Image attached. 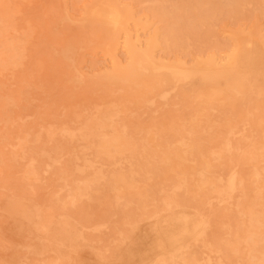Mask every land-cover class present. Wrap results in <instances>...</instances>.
I'll return each instance as SVG.
<instances>
[{
	"label": "rangeland",
	"instance_id": "obj_1",
	"mask_svg": "<svg viewBox=\"0 0 264 264\" xmlns=\"http://www.w3.org/2000/svg\"><path fill=\"white\" fill-rule=\"evenodd\" d=\"M45 1L31 0V7L22 19L25 18L27 22L32 21L34 15L32 11H37ZM55 1L57 4L60 3V0ZM115 1L123 11H126L128 18L126 26L129 28L132 41L142 45L153 34L157 38V41L151 45L152 61L148 65L149 73L146 77L150 79L161 74L171 76L170 72H173L177 76H171L169 84L176 86L183 83L184 74H191L193 78L187 79L193 89L213 87L220 92L219 109L212 112L205 103L193 108L186 98H181L172 91L171 98L181 106V113L163 106L156 97L155 114L150 113L145 120H141L140 116L131 115V110L138 105L139 92L135 88H120L119 72L116 69L127 65L130 60L127 50L128 38L122 31L119 32L116 42L107 49V33H96L95 27L84 20V23L72 22L70 27L74 28L82 44H86L82 47L77 60V67L84 74L86 85L77 88L74 80L70 78L74 73L69 67L61 58L50 55L49 49L42 48L46 55L41 54L40 65H37L31 57L24 59L31 80L29 110L40 115L43 112L47 114L50 107L57 113V117L67 124H69L67 120H70L73 113L80 108L104 111L108 114L111 111L117 113L118 116L114 118L126 122L130 130L138 129L143 134L149 135L151 139L146 141L151 145H156L161 140L166 146H173L175 154L172 166L184 172L188 181V188H181L178 191L183 197L196 190L192 187L197 178L207 179L199 171L197 164L209 155L208 149L218 148L226 137L238 141L241 134L238 129L242 130L245 127L243 133L247 136L239 145L242 152L234 150L231 160L215 159V164L223 169L224 174H237L238 185L232 190L230 197L225 192L222 196L211 192L206 204L197 198L194 203H186L184 206L173 205L169 210L158 209L152 216H140L126 226L122 221L131 207L127 201L133 198L138 190L150 192L164 190L165 194L173 193V188H162L165 181L168 179L170 182L173 177L169 167L161 168L157 177L149 179L147 183L138 182L137 155L133 154L126 169L127 172L135 173L136 184L132 188H111L106 185L105 179L101 177L95 179L89 172L83 175L76 174L69 161L65 163L61 160L55 164H50L46 160L41 164L31 161L30 158H34V154L23 156L21 148H17L14 140L11 139L2 151V161L6 163L2 165L0 162V167L7 182L16 187L12 189L20 196L26 197L23 201L24 207L31 211L42 208L44 217L51 221L48 227L54 232L59 228L58 223L62 218L61 214L64 213L62 203L66 199L74 202L67 208V212L80 224L79 228L83 231L86 242H73V249L65 257V264H157L159 260L180 253L187 252L194 256L199 252L207 251L202 247L201 238L207 234L206 243L210 244L219 242V237L224 239L222 226L225 223L235 224L238 220L246 218L247 209L254 216L264 217V188H260L264 187V180L255 174V172L259 175L264 173V155H259L261 150L254 149L252 137L249 136L255 128H258L261 132L258 145L264 146L263 123L257 124L255 118L249 119L250 111L252 115L258 112V109L254 108L256 98L253 95L249 97L252 98L251 102L248 101L249 98L244 102L237 99L232 105L226 95V81L231 80L229 75L232 70L231 65H226L230 60L226 55L235 49L237 55L241 53L243 56L236 70L237 76L256 75L261 78L264 74V14L253 11L248 18L239 23L226 19L212 26L211 32L215 33L217 48L214 52L216 63H213V66L215 71L221 70L222 76L215 80L210 75L205 78L206 82L202 83L196 78L197 74L192 73L201 65L193 60L197 54L193 52L197 48L180 55L182 58L179 60L176 57L177 51L165 46L162 37L164 25L153 12L155 0ZM67 2L69 11L75 16L78 17L86 12L85 2L88 0H67ZM157 3L166 10L172 11L176 7L185 8L189 0H157ZM194 10V8L189 9L193 12L199 11ZM238 28L241 29L239 33L241 40L236 41L232 33L236 34ZM193 30L198 31L196 28ZM87 33L92 38L95 35V41L91 44L88 43ZM206 51L208 54L212 52L210 49ZM223 58L227 61L217 62L222 61ZM115 62H118L116 68ZM106 73H113L115 76L111 79L103 77ZM62 77L71 80L63 81ZM259 84L262 85L261 82ZM209 118L211 122H208ZM34 119L33 113H30L25 120L24 128L27 129ZM49 123V119H37L34 128L43 129ZM245 123L246 125H243ZM18 129L20 128L17 124L12 126L14 133ZM94 131L95 128L83 126L77 128L74 145L79 147L81 156L87 146L84 145L82 148L83 142L78 140V143L77 139ZM42 139L44 141L42 150L49 149L53 139L46 140L44 137ZM193 143H195L194 150L191 149ZM13 149L19 153L14 162L10 159ZM103 162L107 165L105 170L111 169L109 171L111 172L115 168L112 158L104 159ZM29 164L33 166L34 171L29 181L31 188H27L24 181L25 168ZM96 169L103 172L100 165ZM59 171L62 175H58ZM83 178L87 181V192L78 188ZM145 185L152 188H143ZM2 189L4 188H0V211L6 213L7 203L5 197L1 195ZM127 191L131 195L126 197ZM120 192L124 193L121 197L118 195ZM36 218L25 219L19 214L13 219L4 216L3 220L5 222L8 220V223L0 231V264H20L18 259L20 252L31 251L40 264L61 253V240L48 235L47 232L33 229ZM178 218L186 220L184 233H181L182 225L177 221ZM20 225L23 228L21 232L18 231ZM174 238L178 240L172 242ZM241 264H248L247 259L242 260Z\"/></svg>",
	"mask_w": 264,
	"mask_h": 264
},
{
	"label": "bare ground",
	"instance_id": "obj_2",
	"mask_svg": "<svg viewBox=\"0 0 264 264\" xmlns=\"http://www.w3.org/2000/svg\"><path fill=\"white\" fill-rule=\"evenodd\" d=\"M30 2L31 0H0V162L2 165L6 163V161H2L4 146L13 139L17 148H21L23 156L34 154V158H30L31 161H36L38 164L43 163L44 160L50 164L61 160H64L65 163L69 161L76 174L83 175L89 172L95 179L98 177L105 179L106 185L111 188H132L136 184L135 173L127 172L126 169L133 154L137 155L138 182L147 183L149 179L157 177L161 168L169 167L173 177L170 182L167 179L162 188H173V193L165 194L164 190L157 192L138 190V193L134 195L135 198L127 201L131 207L122 221L126 226L131 224L130 221L133 222L140 216H152L157 213L158 209L169 210L173 205L184 206L186 203H194L197 198L206 204L211 192L217 196H222L224 192L228 193V197L231 196L232 190L238 185L237 174H224L223 169L215 164V159L231 160L234 150L242 152L239 145L241 140L247 136L243 133L245 127L242 130L238 129L241 133L238 141L226 137L218 148L208 149L209 155L197 164L199 171L207 179L197 178L192 187L196 190L183 197L178 191L181 188H188V181L184 172L180 171L178 167L172 166L175 154L173 146H166L161 140L156 145H151L146 141L151 139L149 135L143 134L138 129L130 130L126 122L114 118L118 116L117 113L111 111L108 114L104 111L80 108L73 113L70 120H67L69 123L67 124L59 119L57 113L53 112L50 107L47 114L43 112L37 115L30 111L31 80L26 70L25 57L33 58L35 63L40 65L41 54L46 55L44 50L49 49L50 55L61 58L62 62L74 73L70 78L74 80L77 88L86 85L85 76L77 67L80 51L86 44H82L74 28L70 27L72 22L84 23V20L95 27L96 33H107V49H110L116 42L119 32L122 31L128 38L127 50L130 60L122 68H116L118 62H115L114 67L119 72L120 88H135L139 92L138 105L131 110V115L140 116L141 120H145L150 113L155 114L156 97L163 106L181 113V106L171 98L172 91L173 94L186 98L193 108H198L201 103H205L212 112H216L219 109L218 98L220 95V92L213 87L193 89L187 79L193 78L191 74H184L183 83L176 86L169 84L171 76H177L173 72H170L171 76L161 74L148 79L146 74L149 73L148 65L152 61L151 45L157 41V38L153 34L142 45L132 41L129 36V28L126 26L128 20L126 11H123L115 0H88L85 2L86 12L78 17L69 11L67 0H60L59 4L55 0H46L37 11H32L34 13L33 20L27 22L22 17L29 11ZM154 3L153 12L164 25L162 37L165 46L176 50V57L179 60L182 58L180 55L197 48L193 52L197 53L193 60L201 65L193 70L196 72L192 73L197 74L196 78L202 83H205V78L210 75L215 80L222 76L221 70L215 71L213 66V63H216L214 52L217 48L215 47V33L211 32L212 26L220 24L226 19H232L239 23L248 18L253 11L264 14V0H189L185 8L176 7L172 11L161 7L157 0ZM192 8L195 9L194 11H199H189ZM195 28L198 30L197 32H194ZM240 30L238 28L236 34L231 32L236 41L241 40ZM89 31L93 32L92 29ZM87 39L91 44L92 41H95V35L92 38L87 33ZM209 49L212 52L208 54L206 50ZM226 56L230 58L226 65L232 66L229 75L231 80L226 81L227 99L233 105L237 99L244 102L252 95L255 96L254 108H257L258 112L252 115L250 111L249 119L255 118V123L264 125V74L261 78L256 75L253 77L237 76L236 70L242 62V54L237 55L235 49ZM226 61L227 59L223 58L222 61L217 62ZM15 74L16 76H12ZM114 76L113 73H106L103 77L111 79ZM71 79L62 77L63 81ZM248 101L251 102L252 98H249ZM30 113H33L35 119L25 129V120ZM37 119H49L50 123L43 129H35ZM208 122H211L210 118ZM16 124L20 129L14 133L12 126ZM81 126L96 129V131L82 135L77 139V142L78 140L83 142L82 148L84 145L87 146V149H83V157L79 147L74 145L77 128ZM252 132L249 136L252 137L254 149L261 150L259 155H264V146L258 145L260 130L255 128ZM42 137L46 140L53 139L49 149L42 150L44 145ZM194 148L195 143L191 145V149L194 150ZM17 153L15 149L11 151V161H16ZM111 158L115 163V168L109 172L111 169L105 170L107 165L103 161ZM147 162L149 163L147 164ZM99 165L103 172L96 169ZM24 173L25 184L27 188H31L29 181L31 175L34 174L33 166L27 165ZM255 174L264 180V173L259 175L255 172ZM58 175H62V173L59 171ZM86 183V179L83 178V181L80 180L78 185V188L83 192L88 190ZM0 188H4L1 195L5 197L7 203V212L0 211V231L8 223V220L6 222L3 220L4 216L7 219H13L16 214H19L25 219L37 217L33 224L35 231L47 232L48 235H53L62 241L61 253L42 264H65L66 255L73 249V242H86L83 231L79 228L80 224L67 212V208L74 204L72 200L66 199L62 203L64 213L61 214L59 228L52 232L48 227V223L51 221L44 217L43 209L31 211L25 208L23 201L26 197L20 196L12 189L16 187L7 182L1 167ZM143 188L152 187L145 185ZM123 194L120 192L118 195L121 197ZM125 195L127 197L131 193L127 191ZM30 203H32L31 200ZM177 221L182 225L181 233H184L186 220L178 218ZM20 230H23L21 225L18 231L21 232ZM221 231L224 239L219 237V242L206 243L207 234L201 238L202 247L207 250L205 253L199 252L194 256L187 252L180 253L168 259L159 260L157 264H241L244 259H247L248 264H264L263 216H254L247 209L246 218L238 220L235 224L225 223ZM177 240L174 238L172 242ZM32 257L34 255L31 251L18 254L20 264H40L37 258Z\"/></svg>",
	"mask_w": 264,
	"mask_h": 264
}]
</instances>
